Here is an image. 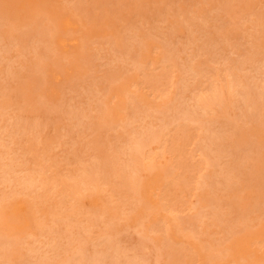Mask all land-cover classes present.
Returning <instances> with one entry per match:
<instances>
[{
    "label": "rangeland",
    "instance_id": "374dc122",
    "mask_svg": "<svg viewBox=\"0 0 264 264\" xmlns=\"http://www.w3.org/2000/svg\"><path fill=\"white\" fill-rule=\"evenodd\" d=\"M0 48V199L40 201L18 215L32 217L23 228L0 217V234L30 248L28 261L0 254V264H56L67 253L53 247L78 234L67 264H264V0H0ZM216 80L237 111L223 114L225 101L211 98ZM9 89L27 102L11 101ZM39 112L47 118L25 128ZM146 135L149 156L132 166L129 144ZM101 149L132 166L138 188L122 185L119 167L100 172ZM45 197L63 214L45 211ZM76 203L82 212L66 218ZM103 239L119 251L93 253Z\"/></svg>",
    "mask_w": 264,
    "mask_h": 264
},
{
    "label": "bare ground",
    "instance_id": "6f19581e",
    "mask_svg": "<svg viewBox=\"0 0 264 264\" xmlns=\"http://www.w3.org/2000/svg\"><path fill=\"white\" fill-rule=\"evenodd\" d=\"M192 24H194V22L192 23ZM195 26V25H194ZM208 33H210V32H208ZM213 33V32H212ZM211 34V33H210ZM209 34V35H210ZM71 36V35H70ZM215 36V35H214ZM76 37V36H75ZM74 37V38H75ZM210 38V37H209ZM216 38V37H215ZM65 40V39H64ZM63 41V40H62ZM66 42H67V39H66ZM212 42V41H211ZM68 43V42H67ZM60 46V45H59ZM61 47V46H60ZM2 48H0V51H2L1 50ZM3 49H6V48H4L3 47ZM8 49V48H7ZM4 51V50H3ZM2 51V52H3ZM8 51V50H7ZM7 51L6 52H4V54H6L7 53ZM1 53V52H0ZM2 54V53H1ZM0 54V55H1ZM3 54V55H4ZM2 55V56H3ZM1 56V57H2ZM4 57V56H3ZM2 57V58H3ZM5 58V57H4ZM142 58V57H141ZM137 60H138V57H137ZM9 70H12L11 69V66H10V68H9ZM16 70V71H15ZM16 72V74H15V72ZM9 72H11V71H9ZM113 72V71H112ZM11 74H15L16 75V77H18L17 76V74H19V71L17 70V68L16 69H14V70H12V72H11ZM10 74V75H11ZM115 74H116V72H115ZM114 75V74H113ZM109 76H110V74H109ZM9 77H11V79H12V75L11 76H9ZM16 77H15V79H16ZM112 78V77H111ZM244 78V77H243ZM9 79V78H8ZM109 79V78H108ZM223 79V78H222ZM242 79V78H241ZM246 79V78H245ZM13 80V79H12ZM225 80V79H224ZM243 81V80H242ZM245 81V80H244ZM247 81V80H246ZM10 82V81H9ZM12 82H14V80L12 81ZM232 82H233V79H230V80H228V87L230 88V87H232L233 85H232ZM217 83V84H216ZM218 83H220V82H217V80H216V82L213 84L214 86V91H213V89H212V92H211V98L213 97V98H215V99H221L218 103H221V101L222 102H226V104H225V102H224V105H222L223 106V110H222V112H223V114H225L226 112H229V111H234V110H232V109H234V108H236V111H237V108H238V106H236V107H234L233 108V104H235V102L233 101V99L231 98V95L229 94V93H227L226 92V87H225V83L224 84H218ZM247 83V82H246ZM9 84H11V83H9ZM216 84V85H215ZM1 85H3V84H1ZM227 85V84H226ZM4 86H6V88H8L7 87V85H4ZM109 86V85H108ZM12 86H10V88H11ZM248 87V86H247ZM4 88V87H3ZM13 88V87H12ZM249 88V87H248ZM115 89V88H114ZM250 89V88H249ZM10 91H11V89H9ZM118 90V88H116V91ZM243 90H245L246 91V89H243ZM242 90V91H243ZM2 91H4V90H2ZM1 91V92H2ZM8 92V91H7ZM7 92H4V93H7ZM12 93H7V95L8 94H11L10 95V98L12 99H10L11 101H13V102H18V101H23V102H27V101H24V99L25 98H21L23 95V93L24 92H22V94L20 95V93L21 92H18L16 89H13V91H11ZM241 92V91H240ZM244 92V91H243ZM247 92V91H246ZM246 92H244V96H245V94H247L246 96L248 97V99L251 101V102H253V104L256 106V107H258L257 109H259L260 107L262 108V105H260V103H259V101L257 100V97L255 96V94L254 93H252V92H250V91H248L247 93ZM256 92V91H255ZM3 93V94H4ZM240 93V94H241ZM112 94V93H111ZM257 94H258V92H257ZM6 97H7V95L6 94H4ZM19 95H20V97H19ZM107 95V94H106ZM243 95H241V96H243ZM114 96V95H113ZM210 96V95H209ZM121 98V97H120ZM212 98V99H213ZM259 98H261V95L259 96ZM15 99V100H14ZM18 99V100H17ZM107 99V98H106ZM242 99H243V97H242ZM205 100H207V98L205 99ZM261 100V99H260ZM20 101V102H21ZM208 101H210V99H208ZM207 101V102H208ZM212 102H213V100H211ZM215 101H217V100H215ZM214 101V102H215ZM243 101V100H242ZM246 101V100H245ZM261 101H263V100H261ZM260 101V102H261ZM29 102V101H28ZM234 102V103H233ZM238 103H239V101H237ZM19 103V102H18ZM205 103H206V101H205ZM204 103V104H205ZM238 103H236V104H238ZM249 103V102H248ZM248 103H246V104H248ZM23 104V103H22ZM21 104V105H22ZM203 104V103H202ZM203 104V105H204ZM212 104V103H211ZM243 105H244V103H242ZM253 104H251V106H253V108H254V105ZM20 105V104H19ZM207 105V104H206ZM206 105H204V106H206ZM259 105H260V107H259ZM208 106V105H207ZM211 106V105H210ZM235 106V105H234ZM241 106V105H240ZM247 106V105H246ZM250 106V104L248 105V107ZM251 106L249 107V109L251 108ZM180 107H181V105H180ZM191 107V106H190ZM193 108H194V106H192ZM244 106H242V108H243ZM102 108H104L103 106H102ZM192 108V109H193ZM220 108H222V107H220ZM239 109V108H238ZM252 109V108H251ZM106 110L107 109H105V112H106ZM244 110H246V109H244ZM248 110V109H247ZM70 111H72V110H70ZM70 111H69V114H70ZM100 111L102 112V111H104L103 109H100ZM189 111V110H188ZM242 111V110H241ZM80 111H78V113H79ZM104 112V113H105ZM191 112H193V111H189V113H191ZM244 112V111H243ZM242 112V113H243ZM249 112H251V110H249L248 111V113ZM252 112H253V109H252ZM251 112V116H249V117H251V120H252V115H255V111H254V114ZM46 112H39L38 114L36 113V114H27V116L28 117H31L32 118V121H30V122H28L27 123V121L25 122L27 125L25 126V128H28V127H31V126H33V125H37L38 123H39V121L38 120H40V119H43V118H45L46 117V114H45ZM81 113V112H80ZM107 113V115H105L106 117L109 115V113L108 112H106ZM105 113V114H106ZM196 113V112H195ZM236 113V112H235ZM241 113V112H240ZM260 113V111H258V114ZM198 114V113H197ZM239 114V113H238ZM244 114V113H243ZM193 115V114H192ZM191 115V116H192ZM80 116V115H79ZM82 116V115H81ZM80 116V117H81ZM185 116H186V113H185ZM199 116V115H198ZM230 116V115H229ZM235 116V115H234ZM240 116V115H239ZM241 116H243V115H241ZM245 116V115H244ZM258 116V115H257ZM72 117L75 119V121H76V119H78V114L76 113L75 114V112L72 114ZM72 117H70L71 119H72ZM258 117H260V116H258ZM47 118V117H46ZM83 118V117H82ZM188 118V117H187ZM190 118V117H189ZM253 118H254V120H255V118H257L256 116L254 117L253 116ZM74 119H72V120H74ZM193 119H194V117H193ZM217 119V118H216ZM242 119H243V117H242ZM245 119V118H244ZM261 119V118H260ZM83 120V119H82ZM81 120V121H82ZM190 120V119H189ZM199 120V119H198ZM221 120H222V118H221ZM230 120V119H229ZM246 120V119H245ZM248 120H250V119H248ZM250 120V121H251ZM84 121V120H83ZM82 121V122H83ZM185 121H186V118H185ZM202 121V120H201ZM216 121V120H215ZM219 121V120H218ZM218 121H216V122H218ZM73 122V121H72ZM81 122V123H82ZM229 122V121H228ZM227 122V123H228ZM238 122V121H237ZM253 122V121H252ZM263 122V121H262ZM78 123V122H77ZM83 123H85V122H83ZM82 123V124H83ZM88 123V122H87ZM86 123V124H87ZM223 123V125H224V121L223 122H221V124ZM184 124V123H183ZM209 124V123H208ZM207 124V125H208ZM210 124H211V122H210ZM220 124V123H219ZM230 124V123H229ZM24 125V123L22 124V126ZM184 125H186L187 126V124H184ZM242 125V124H241ZM191 127V126H190ZM189 127V128H190ZM206 127V126H205ZM204 127V128H205ZM209 127V126H208ZM215 127V126H214ZM218 127H221V126H218ZM224 127V126H223ZM229 127V126H228ZM241 127V126H240ZM24 128V127H23ZM182 128V127H181ZM185 127H183V129H179L180 131H177V133H178V135H183V131H186V133L188 134V132H187V130H185L184 129ZM207 128V127H206ZM205 128V129H206ZM209 128H211V127H209ZM216 128V127H215ZM222 129V128H221ZM164 130V129H163ZM190 130V129H189ZM211 131V130H210ZM240 130H238V132H239ZM163 132H165V131H162V132H160V134H159V132H156V133H154L153 135L154 136H157L156 138H158V135H160V137L162 136L161 134L163 133ZM226 132V131H225ZM149 133V132H148ZM151 133V132H150ZM158 133V134H157ZM233 133V132H232ZM240 133V132H239ZM236 133H233L232 135H235ZM242 134V137L244 138L245 137V135L243 134V133H241ZM241 134H240V136H241ZM246 134V133H245ZM148 136L150 135V134H147ZM146 135V137H139V136H137V138L135 139V138H133L132 140V142H131V144H129V145H131L130 147H128L129 148V150H128V154H130L129 156V158H130V164H131V162L133 161L134 162V164L132 163V166H134V165H136V164H139L140 163V158H139V155H142V154H144L143 156H145V158H147V156H149V154L148 153H150V149H151V143H153V139L152 140H150V139H147L146 140V138L148 137ZM219 135H221L222 136V134H219ZM218 135V138L220 137ZM184 136V135H183ZM223 136H224V133H223ZM225 136H227V133H226V135ZM224 136V137H225ZM150 137L152 138V133H151V135H150ZM149 137V138H150ZM159 137V138H160ZM211 137V136H210ZM209 137V138H210ZM224 137H223V141L224 140H226L227 141V137L224 139ZM154 138V137H153ZM155 138V139H156ZM158 138V139H159ZM217 138V137H216ZM230 138V137H229ZM234 138V137H233ZM233 138H231L232 139V141H231V139H230V142H233ZM149 140H150V142H149ZM209 140V139H208ZM213 140H215V138L213 139ZM221 140H222V137H221ZM97 141V140H96ZM210 141V140H209ZM229 141V140H228ZM236 142H237V140H235ZM154 142H155V140H154ZM214 142H217V141H213V143ZM218 142H219V139H218ZM236 142H233V145H234V143H235V145H236ZM101 144V143H100ZM99 144V142H98V145H100ZM183 144V143H182ZM182 144H180V146L178 145L177 147L178 148H176V150H182L183 148H181L182 147ZM221 143H219V145H220ZM230 144V146L232 145L231 143H229ZM211 145H212V143H211ZM218 145V146H219ZM226 145H228V144H226ZM225 145H223V147H224ZM237 146V145H236ZM236 146H235V148H236ZM234 147V146H233ZM237 147H240V146H237ZM250 147V146H249ZM127 148V149H128ZM154 148V147H153ZM181 148V149H180ZM219 148V147H218ZM221 148V147H220ZM227 148V147H226ZM251 148V147H250ZM104 149V148H103ZM103 149H101V151H103ZM127 149H125V151L127 150ZM224 149V148H223ZM231 149V148H230ZM255 149V148H254ZM100 150V149H99ZM98 150V151H99ZM246 151H248L247 149H245ZM250 150V149H249ZM251 150H253V148L251 149ZM101 151H100V153H101ZM122 151H123V149H122ZM209 151V150H208ZM221 151V150H220ZM257 151V150H256ZM0 152H1V149H0ZM104 152V151H103ZM101 153V156L100 157H102V159L104 158V163L101 161L100 163H101V165L100 164H98V165H100L99 167H98V169L100 170V172H104V173H112L113 171H116L117 170V167H119L118 169L119 170H124L123 171V177H124V180L122 179V185L124 186L125 185V187H129V188H138V186H139V184H140V182H139V180H138V178L136 177V176H134L133 174H131V173H129V171H127V170H129V168L130 167H132L131 165H129V164H127L126 163V165H124L123 167H121V166H119L118 165V163H117V159H116V157L115 156H113V157H111L110 158V156L109 155H106L107 153H105L106 152V150H105V152L104 153ZM219 152V151H218ZM255 152V151H254ZM2 153V152H1ZM139 153H142V154H139ZM220 153V152H219ZM247 154V153H246ZM259 154V153H258ZM257 154V155H258ZM236 155V154H235ZM241 154L239 153V156H240ZM261 155V154H260ZM242 156V155H241ZM219 157H220V155H219ZM235 157H238V156H235ZM248 157H249V154H248ZM241 159V158H240ZM213 160V159H212ZM233 161V160H232ZM244 161V160H243ZM215 162V161H214ZM234 162H236V161H234ZM103 163V164H102ZM229 164H231L230 162H229ZM236 164H239L238 163V160H237V163ZM242 164H244V162L242 163ZM245 165V164H244ZM225 166V165H224ZM230 166V165H229ZM231 167H234L233 166V163H232V166ZM239 167V166H238ZM242 167V170H245V169H243L244 168V166H241ZM95 168H96V172L98 171V169H97V167L95 166ZM93 169V168H92ZM86 170L85 169V171H84V174L83 175H85L86 174V176L87 175H89V176H91L92 175V173H91V171H93V170ZM227 169V171H231V169L229 168H226ZM235 169V168H234ZM234 169H232V170H234ZM161 171H163V170H161ZM167 171H169V173H170V175L172 174L171 172H170V170H167ZM236 171V170H235ZM246 171V170H245ZM94 172V171H93ZM99 172V171H98ZM164 172H165V169H164ZM226 172V171H225ZM237 172V171H236ZM101 173V174H102ZM103 173V174H104ZM166 173H168V172H166ZM165 173V174H166ZM168 173V174H169ZM93 174H95V173H93ZM98 174V173H97ZM165 174H163V172H162V175H165ZM230 174H231V172H230ZM244 174H246V172L244 173ZM250 174V173H249ZM109 175V174H108ZM173 175V174H172ZM29 176V178L28 177H26L28 180L26 181V182H28V183H30V185H28L27 183L25 184V180H23V183H22V180H21V182L20 181H18L17 180V178L18 179H22V177L20 178V177H14L17 181H16V183H18V184H25L26 185V187L28 186L29 187V191H30V188H33L34 186L32 185L33 184V182L35 181L34 180V178L32 179V177L30 176V175H28ZM94 176V175H93ZM96 176V175H95ZM231 176H240V175H238V173L236 174L235 173V175H233V174H231ZM230 175L228 176L229 177V179H230V177H231ZM247 176V175H246ZM249 176V175H248ZM264 176V175H263ZM84 178H85V176H83ZM97 178H98V176H96ZM14 178H13V180H14ZM26 178H24V179H26ZM31 178V179H30ZM94 178V177H93ZM92 178V179H93ZM170 178V177H169ZM232 178V177H231ZM250 177H248V179H249ZM263 178V177H262ZM91 179V178H90ZM172 179V178H171ZM174 179V178H173ZM172 179V180H173ZM232 179H234V177L232 178ZM231 179V182H233V180ZM85 180H87V177H86V179ZM96 180V179H95ZM219 180V179H218ZM217 180V181H218ZM227 180H228V178H227ZM246 180H247V177H246ZM15 181V180H14ZM168 181H170L169 179H168ZM219 181H221V180H219ZM218 181V182H219ZM228 181H230V180H228ZM236 181H238V179L237 180H235V182H234V184H232V185H235V183H236ZM243 181V180H242ZM261 181V180H260ZM94 182V181H93ZM221 182H225V180L224 181H221ZM254 182V181H253ZM255 182H257V185H259V184H261L259 181H255ZM258 182H259V184H258ZM35 183V182H34ZM90 183H92V181H90ZM94 183H96V182H94ZM169 183H171V181L169 182ZM220 183V182H219ZM230 182H228V184H229ZM238 183V182H237ZM236 183V184H237ZM246 183L248 184V182L246 181ZM262 183H264V182H262ZM21 184V185H22ZM227 184V183H226ZM227 184V186H229ZM25 185L23 186H21V187H25ZM94 185H96V184H94ZM122 185H121V187H122ZM216 185V184H215ZM219 185V184H218ZM217 185V186H218ZM32 186V187H31ZM231 186V185H230ZM236 186H239V185H235L234 187H235V189L236 188H238V187H236ZM173 187V186H172ZM262 187V186H261ZM177 188V187H176ZM176 188H175V190H176ZM219 188V187H218ZM223 188H226L225 186L223 187ZM232 188V187H231ZM22 189V191L24 192H26V190H24V188H20V190ZM234 189V188H233ZM239 189H240V187H239ZM172 190H174V187H173V189ZM225 190V189H224ZM223 190V191H224ZM227 190V189H226ZM14 191V190H13ZM32 191H33V189H32ZM141 191V190H140ZM180 191V190H179ZM264 191V190H263ZM31 192V191H30ZM34 192V191H33ZM27 193H28V191H27ZM229 193V192H228ZM233 193V192H232ZM223 194V193H222ZM225 194V193H224ZM31 195V194H30ZM27 196H29V194L27 195ZM33 196V195H32ZM16 197V196H15ZM14 197V195L12 196H3L1 199H0V217L1 216H4V215H6V217H11V221H13V219H12V216H9V215H15L16 216V220L17 221H13L14 223H15V226H16V228H23L24 226L22 225V223H24V222H26V224L28 223L27 221L29 220V222H30V219L32 218L31 216H26L25 217V215H24V217H25V220L23 221L22 220V218L20 217L19 219H18V215L19 214H23V213H25L26 212V214L29 212V207H31V209L35 206L36 207V203H38V205H40L39 203H40V201L39 202H37V201H31V200H29L28 198H25V199H19V198H15ZM35 197V196H34ZM33 198V197H32ZM37 198V197H36ZM36 198H33V199H36ZM37 200H40V199H37ZM235 200V199H234ZM233 200V201H234ZM240 200V199H239ZM41 201H43V200H41ZM55 201V200H54ZM215 201H217V200H215ZM238 201V200H237ZM44 202H45V205H47L48 207H47V209H45V211H50V213H51V211H53V213H56V214H60L59 212L57 213L56 212V209L58 210V208H56V205H55V207L54 208H56V209H54L53 207H52V204H53V202L51 201V199L50 198H44ZM56 203V202H55ZM64 203V202H63ZM63 203L62 204H60L61 206L63 205ZM218 203V202H217ZM65 204H66V202H65ZM64 204V205H65ZM32 205H33V207H32ZM54 205V204H53ZM59 205V204H58ZM227 205V204H226ZM44 206V205H43ZM61 206H59V207H61ZM66 206V205H65ZM45 208H46V206H44ZM40 208H43V207H39V209ZM66 209H63V210H66L65 211V213H66V215H65V217L66 216H68L69 218L70 217H77V214L79 215L82 211H81V207L76 203V205H68V207H65ZM52 209H54V210H52ZM61 209V208H60ZM84 209V208H83ZM233 209V208H232ZM239 209V208H238ZM237 209V210H238ZM32 211H34V210H32ZM231 211V210H230ZM63 211H62V209H61V214H63L62 213ZM258 211H256L255 213H257ZM34 213H35V211H34ZM216 213V212H215ZM230 213V212H229ZM260 213V212H259ZM30 214H32V213H30ZM36 214H37V211H36ZM60 214V215H61ZM237 214V215H236ZM249 214V213H248ZM28 215V214H27ZM215 215V214H214ZM224 214H222V216H223ZM235 217L233 216V218H237V220H239L240 218H242V217H244V215L242 214V212H241V214L239 213V212H235ZM245 215H246V213H245ZM63 216V215H62ZM217 216V215H216ZM166 217V216H165ZM219 217V219H218V222H220V216H218ZM224 217H226V215L224 216ZM223 217V218H224ZM247 216H245L244 218H246ZM67 218V217H66ZM72 218V221L74 220ZM231 218V217H230ZM239 218V219H238ZM7 219V218H6ZM9 220H10V218H8ZM7 219V220H8ZM28 219V220H27ZM76 219V218H75ZM214 219H215V217H214ZM213 219V220H214ZM243 219V218H242ZM5 221L4 223H6L9 227L12 225V223H10V221ZM27 220V221H26ZM34 220H39V219H37V217L36 218H34ZM167 220V219H166ZM216 220H217V218H216ZM231 220V219H230ZM247 220V219H246ZM76 221H77V219H76ZM76 221H74V223L76 222ZM233 221V220H232ZM236 221V220H235ZM36 222V221H35ZM77 222H79V221H77ZM77 222H76V224H77ZM221 222H224L223 221V219H222V221ZM225 222L227 223V220H225ZM81 223V222H80ZM93 223H95V222H93ZM97 224H98V222H97ZM230 224H232V222L230 223ZM238 224V223H237ZM99 225V224H98ZM232 225H234V223L232 224ZM108 226V225H107ZM58 227H59V225H58ZM12 228V227H11ZM107 228V227H106ZM109 228V227H108ZM107 228V229H108ZM237 228V227H236ZM235 228V229H236ZM247 228V227H246ZM229 230V229H228ZM238 230V229H237ZM236 230V231H237ZM110 231V230H109ZM246 231V230H245ZM249 231V230H248ZM79 232V231H78ZM243 233V232H242ZM132 235V234H131ZM130 235V236H131ZM67 238V241L65 242V243H62V244H58V245H56V246H54L53 247V250H54V252L56 253V254H58L59 255V252L60 253H64V254H66L67 253V255H64V256H62V258L60 259V261L59 262H57L56 264H67V262H69V260H72L74 257V255H72V254H68L69 252H67V251H69L68 249L70 248V246L71 245H73L74 243H75V241L79 238V234H78V238H77V236H66ZM132 238V237H131ZM132 239H135V238H132ZM92 240V239H91ZM113 240V239H112ZM130 241V240H129ZM78 242V241H77ZM92 242L93 241H90L89 240V242H85V244L83 245L82 243V251H83V253H87V252H89V251H87V250H90L89 248H88V244L89 245H91L92 244ZM131 242V241H130ZM21 243H22V241H21V238H16V239H14V238H11V237H8V236H5V235H1L0 234V254H2V255H9L10 253H19V254H21V256H23L24 257V259H27V261H28V259H30L29 258V252H28V250H30V248L29 247H26L25 248V250L24 249H21ZM131 243H133V242H131ZM95 245H93L92 247H91V251H93V253H103L104 254V252L106 253V251H108L109 249L110 250H112V251H117L118 250V248L116 247V245H114V243L111 241V239L110 240H108V239H106V240H100V241H96L95 243H94ZM218 244V243H217ZM86 245V246H85ZM118 246V245H117ZM85 247V248H84ZM87 247V248H86ZM23 250V251H22ZM178 250H180V249H178ZM119 251V250H118ZM137 251V250H136ZM173 251H174V249H173ZM177 251V250H176ZM116 253V252H115ZM114 253V254H115ZM119 253V252H118ZM154 253V252H153ZM176 253H178V252H176ZM77 254V253H76ZM94 254V255H95ZM102 254V255H103ZM113 254V255H114ZM116 255H118V254H116ZM137 255V254H136ZM145 255V254H144ZM149 255V254H148ZM60 256V257H61ZM75 256H77V255H75ZM98 256V255H97ZM101 256V255H100ZM109 257V256H108ZM107 257V258H108ZM116 257V256H115ZM77 258V257H76ZM142 258V257H141ZM213 258V257H212ZM58 259V260H59ZM83 259V258H82ZM81 259V260H82ZM103 259H104V257H103ZM148 260V259H147ZM83 261V260H82ZM111 261V260H110ZM78 262H80V261H78ZM149 262V261H148ZM21 264H23V263H21ZM24 264H26V262H24ZM28 264H33V263H28ZM156 264V263H155Z\"/></svg>",
    "mask_w": 264,
    "mask_h": 264
}]
</instances>
